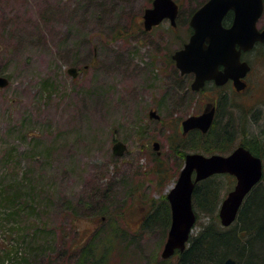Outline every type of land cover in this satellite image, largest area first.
I'll return each mask as SVG.
<instances>
[{"label":"rangeland","instance_id":"rangeland-1","mask_svg":"<svg viewBox=\"0 0 264 264\" xmlns=\"http://www.w3.org/2000/svg\"><path fill=\"white\" fill-rule=\"evenodd\" d=\"M205 1L177 0V27L167 20L145 32L138 23L152 0H0V75L9 79L0 87L2 264H79L85 255L86 264L179 261L161 255L163 224L143 219L150 200L167 195L177 180L178 143L207 146L180 133L195 97L169 109L180 107L186 89L175 87L183 79L167 63ZM246 56L253 66L249 92L237 95V110L221 111L213 130L227 124L232 143H220L227 152L249 136L261 138L264 128L260 109L256 120L245 112L252 94L264 101V43ZM152 107L160 119L150 116ZM119 140L126 144L122 155L113 149ZM224 181L222 199L235 184ZM14 193H21L20 208L4 200ZM207 218L201 214L194 233ZM116 225L124 236L114 234Z\"/></svg>","mask_w":264,"mask_h":264},{"label":"water","instance_id":"water-1","mask_svg":"<svg viewBox=\"0 0 264 264\" xmlns=\"http://www.w3.org/2000/svg\"><path fill=\"white\" fill-rule=\"evenodd\" d=\"M233 10L234 23L226 28L223 18ZM264 12V0H207L191 16L190 24L194 29L184 47L175 51L173 59L181 73L195 74L192 84L200 89L207 80H215L218 84L234 79L238 90L244 89L247 83L243 78L251 69V65L242 60V53L251 50L257 42H264V29L258 28V21ZM179 4L176 0H153L144 14L146 30L169 18L176 25ZM224 65V71L219 69ZM69 72L76 75V67ZM9 84L6 76L0 75V87ZM151 117L160 115L152 111ZM215 117V107L199 115H190L182 121L184 131L200 128L209 131ZM126 144L117 141L114 152L122 155ZM154 149H159V141H155ZM229 173L236 177V184L224 197L219 217L223 226H230L237 219L240 208L255 185L263 178L262 159L253 155L243 145L229 154L189 152L177 181L167 194L171 206V226L162 250V257H171L176 250L184 251L190 239L197 215L193 204V193L196 182L214 174ZM223 264H238L233 256L227 257Z\"/></svg>","mask_w":264,"mask_h":264},{"label":"trees","instance_id":"trees-1","mask_svg":"<svg viewBox=\"0 0 264 264\" xmlns=\"http://www.w3.org/2000/svg\"><path fill=\"white\" fill-rule=\"evenodd\" d=\"M220 119L218 118L214 125H217ZM214 125L209 132L205 134L198 132L193 134L191 138L195 137L193 141L198 140L197 142H200L201 138L202 144L206 143L207 146L197 144V148H188L184 144V139L179 142L178 146L174 148L175 156H172L175 161L185 156L188 149H198L206 153L215 152V149L218 150L216 152H227L226 150H229V146L221 147L220 143H225L224 145L232 143L231 131H226L228 129L227 124L222 121L219 134L214 133ZM211 147L216 148L211 150ZM178 162L181 163V161ZM160 173H163V171L160 170ZM227 177L234 180L228 174H217L196 183L193 193V204L197 220L198 218L200 219L201 214L208 216V218L207 221L200 225V229L197 232L191 233L186 249L176 254L179 256V261L176 264H187L189 260L205 264H223L224 260L229 256H233L238 264H264V178L245 199L235 221L236 224L234 222L232 225L225 227L220 221L218 212L222 192L227 183L224 180ZM20 198L21 193H14L8 198H4V200L11 202L12 208L15 209V207H21ZM150 202L143 224L149 226L160 222L166 231H169L171 207L167 195L160 197L158 200L151 199ZM120 227L116 225L117 233L114 234L122 237L124 234H121ZM110 238L112 237L110 236ZM113 239L110 241L112 242ZM91 250L94 251L92 248L87 250L86 254L92 255L93 252ZM86 257L85 255L83 259L86 260ZM0 264H2L1 260Z\"/></svg>","mask_w":264,"mask_h":264},{"label":"flooded vegetation","instance_id":"flooded-vegetation-1","mask_svg":"<svg viewBox=\"0 0 264 264\" xmlns=\"http://www.w3.org/2000/svg\"><path fill=\"white\" fill-rule=\"evenodd\" d=\"M152 4H153V0H152V3H151V6H152ZM151 6H149V7H151ZM146 9H145V11H146ZM145 11H144V14H145ZM144 14L142 15V19L139 21L138 25H139V29H142L145 32H151L154 28L161 26L162 23L164 21H167V20L170 22V25L173 28H176L177 25H178V23H179V21H180V19H181V7H180V4H179V13H178L177 18H176V25H172L170 19L169 18H166L161 23H159L158 25H154L150 30H146V28H145ZM191 16H192V14L188 18V24H189V26H188V34H189L188 35V39H187V41L183 42L182 46L180 48H178V49H181V48L184 47L185 43H187L189 41L190 36L192 35V33L194 31V29L192 28V26L190 24ZM234 19H235V13H234V11L233 10L228 11L226 13V15L224 16V18H223V25L226 28L231 27L232 24L234 23ZM260 19H259V21H260ZM259 21H258V27H259V29H264V26H259ZM257 44H259V43H257ZM253 50H254V48L251 49V50H249V51H246V52H243L242 53V60H246L251 65V69L249 70V72L247 73V75L243 78V80L246 81L247 86L244 89H241V90H238L237 89V87L235 85V80L234 79H228L223 84H218V83H216L215 80H207L205 82L204 86H202L200 89H194L193 86H192V84H193V82L195 80V74L193 72L184 73V74L181 73V70L177 67L176 61L173 59V55L175 53V51H174L171 54V57L168 59V62L167 63L169 64V66L174 67V68H172V70L175 71V73L177 74L178 78L179 79H183L181 82L176 83L175 84V87L177 89H179L180 92H183L186 89V92H185L184 95L181 96L180 102L177 104L180 107L170 106L169 109L172 112L179 111L178 109L183 108L180 104H185L186 101H189L190 102L191 99L193 97H195L194 98V101H195L194 104L196 106L193 107L194 110H193V112L190 115H199V114H201V113H203L205 111L210 110L211 107H215V117H214V121H213L212 126L215 124L216 120L218 119V115H220L221 111L224 110V111L228 112V110H229L230 113H231L233 110H235V109L237 110L238 104L234 101V100H236L237 95L238 94H242L244 92H249L248 90H249L250 84H251V82L249 80V74L252 72L253 66H252L251 61L247 58L246 55L248 53L252 52ZM224 68H225L224 65H220L219 66V69L221 71H224ZM190 92L194 93L195 95H192V97H191L189 95ZM250 99H251V101L249 102L248 107L246 108V111L245 112H246V114H247V116L249 118L251 116L254 120H256L255 118L259 119L258 115H256L255 113L257 112V109L258 110L260 109V111L264 114V101L263 102H261V100L260 101H255L253 99V94H252V97ZM260 102H261L260 105H263V107H260L257 104V103H260ZM226 104H229V107L230 108H227L225 106ZM152 111H155L157 114H159L158 111H157V109H155L154 107H152L150 109L149 114ZM254 111H256V112L254 113ZM150 116H151V114H150ZM158 119H160V117ZM184 119H182V121ZM182 121L180 123V128H181L180 133H181V135H182L183 138H186L188 140H191L193 134H196L198 132L204 133L200 128H193V129H190L188 131H184L183 125H182ZM212 126H211V128H212ZM259 135H261V138L262 139L260 137H253V135H252V136H249V138L247 137V141L240 142L235 148H237L239 145L240 146L243 145L244 147H246L247 149H249L250 152L253 155L260 157L262 159V163L264 165V142H263V139H264V128H263V130L261 131V133ZM154 143H155V141L153 142V148H154ZM159 148H160V143H159ZM235 148H233L229 152H217V153L228 154L231 151H233ZM156 152L158 154H160V150L159 149H157ZM189 152H202V153H205V154L216 153V152L206 153V152H203V151H200V150L187 151L185 153V156H183L178 161H181V162L184 163L185 158H186V155ZM231 177L234 179L233 181L236 184V177L234 175H231Z\"/></svg>","mask_w":264,"mask_h":264},{"label":"bare ground","instance_id":"bare-ground-1","mask_svg":"<svg viewBox=\"0 0 264 264\" xmlns=\"http://www.w3.org/2000/svg\"><path fill=\"white\" fill-rule=\"evenodd\" d=\"M70 69V68H69ZM86 263H88V260H84L83 258H81L80 260H79V264H86Z\"/></svg>","mask_w":264,"mask_h":264}]
</instances>
